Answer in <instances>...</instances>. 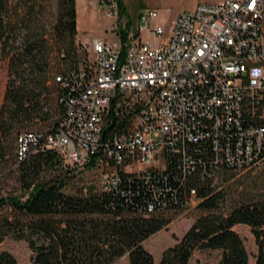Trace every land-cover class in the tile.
I'll list each match as a JSON object with an SVG mask.
<instances>
[{"label":"built area","instance_id":"built-area-1","mask_svg":"<svg viewBox=\"0 0 264 264\" xmlns=\"http://www.w3.org/2000/svg\"><path fill=\"white\" fill-rule=\"evenodd\" d=\"M97 15L112 20V36L92 38L75 68L53 76L60 114L50 131L16 136L17 160L50 149L69 165L91 164L103 191L117 187L120 170L160 177L167 154L184 177L201 147L214 182L218 170L261 165L264 0L198 2L169 20L143 9L125 34L114 0ZM122 113L127 128L106 134V118Z\"/></svg>","mask_w":264,"mask_h":264},{"label":"trees","instance_id":"trees-1","mask_svg":"<svg viewBox=\"0 0 264 264\" xmlns=\"http://www.w3.org/2000/svg\"><path fill=\"white\" fill-rule=\"evenodd\" d=\"M114 1L118 18H125L121 29L125 34L132 22L123 1ZM56 7L46 37L26 10L13 19L6 10V0H0V54L6 59L0 102V163L11 155L13 144L17 183L15 193L0 195V242L6 237L24 241L33 264H114L123 255L127 264H153L143 241L165 227L164 213L189 207L191 202L182 205L192 189L193 199H198L192 222L175 244L162 250L157 264H187L194 252L203 250H218L217 264H247L248 254L233 229L236 224L248 226L253 237L252 264H264V197L252 194L229 202L224 188H218L203 172L209 166L207 147L192 151L194 166L184 177L177 169V157L167 154L160 177L152 174L145 180L141 175L120 170L117 187L107 191L94 184H80L71 192L65 191L73 176L50 149L16 159L15 138L27 132L20 130L34 127V131L47 132L56 123L61 108L53 76L65 74L85 57V50L81 58L75 53V0H57ZM17 37L19 41L14 44ZM51 46L56 56H51ZM67 60L69 64H65ZM52 61L63 64L54 69ZM52 93L58 111L51 121ZM258 114L261 117L254 123L264 127V101ZM129 121L126 113L108 116L104 132H119L127 128ZM43 126L46 127L39 129ZM261 157L259 166L224 168L214 175L217 178L221 171L262 167L264 142ZM147 204H153V209L148 210ZM0 264L17 262L0 249Z\"/></svg>","mask_w":264,"mask_h":264},{"label":"rangeland","instance_id":"rangeland-1","mask_svg":"<svg viewBox=\"0 0 264 264\" xmlns=\"http://www.w3.org/2000/svg\"><path fill=\"white\" fill-rule=\"evenodd\" d=\"M57 0H6V10L13 19L19 17L24 10L30 14V18L33 19L35 24L44 30L46 37L50 31V26L56 15ZM107 0H94L96 11L100 9L102 2ZM125 5L127 18L133 24L137 13L143 9H156L161 17H165L167 20L179 10H190L198 2H212L211 0H122ZM26 14V15H28ZM125 21V18L122 19ZM109 21V26L105 27V18L98 16L95 20L93 30H88L87 34L90 40L94 37L103 36L111 37L112 31L109 29L112 20ZM104 29V30H103ZM102 33L97 35L99 32ZM23 32H21L22 34ZM20 34V35H21ZM89 40V42H90ZM19 41L17 37L16 42ZM86 45V44H85ZM50 46V45H49ZM75 53L78 58L82 57L83 47L82 44L74 40ZM51 56H56V50L54 46H51ZM77 58V60H78ZM76 58L74 61H77ZM70 60H67L65 64H69ZM61 62L55 63L52 61V65L58 67ZM75 64V63H74ZM6 81V59H3L0 54V102L2 99L3 91ZM53 99L52 117L51 121L55 118L58 108L55 102L54 94ZM43 126L39 129H44ZM34 131L36 128L30 127L28 129H22L20 131ZM62 162V161H61ZM63 165L69 169V175H72V180L68 183L65 191L71 192L75 187L80 184H94L98 186L97 172L93 167H86V165H69L66 162H62ZM15 164L13 157V144L12 153L8 156L4 162L0 163V195H6L7 193H15L17 183L15 180ZM216 185L218 188H224L226 196L229 202L237 200L239 197H249L252 194H260L264 197V164L260 168L246 169L239 171H221L217 174ZM198 199L195 198L191 201L189 207L186 210L180 212H166L163 216L167 219V223L164 228L156 231L151 236L143 241V247L151 253L153 257V264H157L158 258L162 250L166 247L172 246L182 236L185 230L188 228L194 214L196 212L195 206ZM233 229L237 232L242 239V243L248 254L247 264L253 263V256L255 254V246L253 243V237L249 232V228L243 224H236ZM264 230V224H263ZM0 249L9 252L16 260L17 264H33L30 259V251L28 250L24 241L13 240L9 237L4 238L0 242ZM219 259L218 250H203L194 252L187 264H217ZM114 264H127L126 257L123 255L116 259Z\"/></svg>","mask_w":264,"mask_h":264},{"label":"crops","instance_id":"crops-1","mask_svg":"<svg viewBox=\"0 0 264 264\" xmlns=\"http://www.w3.org/2000/svg\"><path fill=\"white\" fill-rule=\"evenodd\" d=\"M215 2L217 0H211ZM75 28L76 36L75 40L82 45H87L89 43L90 37L88 36V30H93L95 20L98 17L97 11L95 8L94 0H75ZM105 27L109 26V21L105 19ZM104 30V29H103ZM102 33L99 32L97 35ZM125 256V255H124Z\"/></svg>","mask_w":264,"mask_h":264},{"label":"clouds","instance_id":"clouds-1","mask_svg":"<svg viewBox=\"0 0 264 264\" xmlns=\"http://www.w3.org/2000/svg\"><path fill=\"white\" fill-rule=\"evenodd\" d=\"M256 74H257V73H255V72L253 73V75H256Z\"/></svg>","mask_w":264,"mask_h":264}]
</instances>
